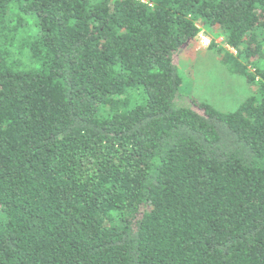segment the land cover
Masks as SVG:
<instances>
[{
	"label": "trees",
	"instance_id": "16d2710c",
	"mask_svg": "<svg viewBox=\"0 0 264 264\" xmlns=\"http://www.w3.org/2000/svg\"><path fill=\"white\" fill-rule=\"evenodd\" d=\"M200 28L232 111L184 101ZM263 80L264 0H0V264H264Z\"/></svg>",
	"mask_w": 264,
	"mask_h": 264
},
{
	"label": "rangeland",
	"instance_id": "374dc122",
	"mask_svg": "<svg viewBox=\"0 0 264 264\" xmlns=\"http://www.w3.org/2000/svg\"><path fill=\"white\" fill-rule=\"evenodd\" d=\"M210 34L200 28L196 39L178 53L181 89L187 94L184 101L193 98L209 103L220 111H232L242 100L256 92L250 90L242 76L230 72L221 62L224 52L219 48L232 50L223 45L221 35L212 38ZM200 36H210L214 46L211 43L201 45Z\"/></svg>",
	"mask_w": 264,
	"mask_h": 264
},
{
	"label": "built area",
	"instance_id": "2783aa9c",
	"mask_svg": "<svg viewBox=\"0 0 264 264\" xmlns=\"http://www.w3.org/2000/svg\"><path fill=\"white\" fill-rule=\"evenodd\" d=\"M199 38H200V44L205 46L210 44L212 40L210 36H200Z\"/></svg>",
	"mask_w": 264,
	"mask_h": 264
},
{
	"label": "clouds",
	"instance_id": "9594fccd",
	"mask_svg": "<svg viewBox=\"0 0 264 264\" xmlns=\"http://www.w3.org/2000/svg\"><path fill=\"white\" fill-rule=\"evenodd\" d=\"M200 31V30H199Z\"/></svg>",
	"mask_w": 264,
	"mask_h": 264
}]
</instances>
